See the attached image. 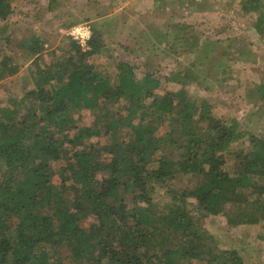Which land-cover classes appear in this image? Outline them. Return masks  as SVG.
<instances>
[{
	"label": "trees",
	"instance_id": "obj_1",
	"mask_svg": "<svg viewBox=\"0 0 264 264\" xmlns=\"http://www.w3.org/2000/svg\"><path fill=\"white\" fill-rule=\"evenodd\" d=\"M18 1L0 0V19ZM263 8L264 0L242 1L259 26ZM91 31L87 48L71 38L69 51L32 72L33 88L0 107V264H247L201 222L223 216L231 227L264 229V138L188 95L199 79L191 68L138 76ZM42 49L39 38L28 42L31 58ZM101 52L116 82L91 60ZM1 67L0 81L16 72ZM164 84L181 89L157 94ZM256 96L264 103V84ZM121 103L125 113H110ZM82 111L96 114L79 129ZM102 136L103 146L85 143ZM244 141L248 149L233 150ZM184 175L196 177L193 188L178 189ZM158 191L169 202L157 203Z\"/></svg>",
	"mask_w": 264,
	"mask_h": 264
},
{
	"label": "rangeland",
	"instance_id": "obj_2",
	"mask_svg": "<svg viewBox=\"0 0 264 264\" xmlns=\"http://www.w3.org/2000/svg\"><path fill=\"white\" fill-rule=\"evenodd\" d=\"M34 1L19 0L9 19H0V28L8 25L0 38V67L5 64L16 70L0 81V107L9 105L10 96L20 98L24 89L33 88L32 72L69 51L71 32L87 25L97 29L100 41L111 48L113 58L136 64L138 76L155 72L166 75L177 67L191 68L199 79L185 88L188 95L195 100L209 98L215 117L236 119L243 131L264 138V103L256 96L257 86L264 84V25H258V13L242 10L243 0ZM9 36L6 44L3 38ZM32 38L43 43L37 60L27 52ZM192 44V52L186 55L185 48ZM91 60L99 72L116 82L104 53ZM180 89L176 84H164L156 93L166 95ZM122 106H112L110 113H125ZM95 114L96 111H82L77 115L78 128L89 127ZM161 129L162 135L165 130ZM85 143L103 146L108 138L93 137ZM238 147L248 149L247 141L233 150ZM61 164L56 163L54 168ZM196 182V177L184 175L176 186L183 190L193 188ZM170 198L163 191L155 196L161 205ZM201 224L220 248L237 251L247 264H264L262 227H231L223 216L209 217Z\"/></svg>",
	"mask_w": 264,
	"mask_h": 264
},
{
	"label": "built area",
	"instance_id": "obj_3",
	"mask_svg": "<svg viewBox=\"0 0 264 264\" xmlns=\"http://www.w3.org/2000/svg\"><path fill=\"white\" fill-rule=\"evenodd\" d=\"M71 37L81 44L83 48H87L88 41L91 38L92 31L89 26H82L81 28H76L71 32Z\"/></svg>",
	"mask_w": 264,
	"mask_h": 264
}]
</instances>
